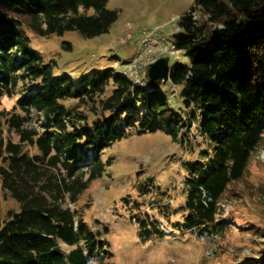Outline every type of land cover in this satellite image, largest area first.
Listing matches in <instances>:
<instances>
[{"label": "trees", "instance_id": "1", "mask_svg": "<svg viewBox=\"0 0 264 264\" xmlns=\"http://www.w3.org/2000/svg\"><path fill=\"white\" fill-rule=\"evenodd\" d=\"M108 1L0 0V99L20 98L0 112V264H88L107 254L108 242L66 205L107 172L111 161L101 153L127 130L165 131L184 142L198 124L207 148L183 165L186 202L175 226L200 234L226 229L222 200L263 141L264 0H196L203 19L191 10L178 20L174 46L187 64L171 67L166 81L181 87L183 113L168 105L162 84L139 86L113 68L80 85L54 80L53 64L30 46V30L87 39L108 33L119 17ZM33 114L43 118L41 129L30 124ZM3 192L20 205L4 222ZM134 221L143 240L164 236L150 215ZM242 264H264V250Z\"/></svg>", "mask_w": 264, "mask_h": 264}, {"label": "rangeland", "instance_id": "2", "mask_svg": "<svg viewBox=\"0 0 264 264\" xmlns=\"http://www.w3.org/2000/svg\"><path fill=\"white\" fill-rule=\"evenodd\" d=\"M195 6L196 0H109L108 9L117 11L119 17L108 33L87 39L78 31L43 37L30 30L29 44L44 63L53 64L54 80L68 76L80 85L84 79L90 81L113 68L140 86L148 65L159 58L169 56L170 67L187 64L184 52L174 46V35L179 31L178 20L191 10L197 11ZM194 15L203 19L198 11ZM66 44L71 49H66ZM167 53L171 56L163 55ZM131 73L139 75L137 82ZM161 89L168 105L183 113L181 87L167 80ZM19 100L1 98L0 112L12 110ZM42 122V117L32 115V127L41 129ZM184 135V142H174L165 131L140 134L131 129L101 153L104 163L111 161L107 172L76 204L66 205L81 213L86 224L108 242L107 254L89 258L88 264H242L262 253L264 138L244 177L233 183L222 200L219 221L226 229L222 233L207 231L202 238L175 226L183 224L181 210L186 202L183 165L207 148L198 124ZM5 136L17 141L14 133ZM9 210L19 212L20 205L3 192L2 222ZM167 213L169 218L164 217ZM145 214L159 222L163 237L143 240L134 217Z\"/></svg>", "mask_w": 264, "mask_h": 264}, {"label": "water", "instance_id": "3", "mask_svg": "<svg viewBox=\"0 0 264 264\" xmlns=\"http://www.w3.org/2000/svg\"><path fill=\"white\" fill-rule=\"evenodd\" d=\"M170 67V57H162L151 63L147 67L146 79L153 85H161L168 78Z\"/></svg>", "mask_w": 264, "mask_h": 264}, {"label": "built area", "instance_id": "4", "mask_svg": "<svg viewBox=\"0 0 264 264\" xmlns=\"http://www.w3.org/2000/svg\"><path fill=\"white\" fill-rule=\"evenodd\" d=\"M168 54L171 56V53H167V54H163V55H168ZM132 64H133V62H132ZM131 74H132V75H131ZM131 74H130V75H131L132 77L135 75V73H134V74L131 73ZM145 74H146V72H145ZM135 76H136V78L134 77V78L136 79L135 82H137V78H138L139 75H135ZM144 84H145V82L143 83V85H144ZM202 238H203V237H202Z\"/></svg>", "mask_w": 264, "mask_h": 264}]
</instances>
